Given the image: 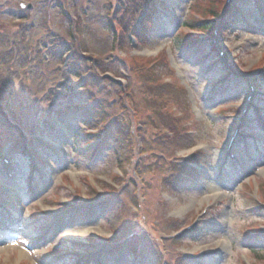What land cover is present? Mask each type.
Returning a JSON list of instances; mask_svg holds the SVG:
<instances>
[{"label": "rangeland", "instance_id": "374dc122", "mask_svg": "<svg viewBox=\"0 0 264 264\" xmlns=\"http://www.w3.org/2000/svg\"><path fill=\"white\" fill-rule=\"evenodd\" d=\"M154 2L0 0V264H264V0Z\"/></svg>", "mask_w": 264, "mask_h": 264}, {"label": "trees", "instance_id": "16d2710c", "mask_svg": "<svg viewBox=\"0 0 264 264\" xmlns=\"http://www.w3.org/2000/svg\"><path fill=\"white\" fill-rule=\"evenodd\" d=\"M154 1L155 0H128V9L125 12L129 15V17L127 19H121L120 28L122 33L130 31V34L133 35L136 43H142L145 41L147 36L146 31L152 30H149L148 28L153 27L154 23H157L161 17L160 15H162L161 10H164V8H159L158 6L156 7ZM248 3L249 2L245 4ZM218 8L219 7L215 8V5L213 4L210 11L213 17H217L219 15V12L217 11ZM136 19H138L137 23ZM212 29V27L204 28L205 31H209V34H211ZM75 50H70V52L67 50L68 55L73 54ZM103 81H105L103 84H112V81L109 79L104 78Z\"/></svg>", "mask_w": 264, "mask_h": 264}, {"label": "bare ground", "instance_id": "6f19581e", "mask_svg": "<svg viewBox=\"0 0 264 264\" xmlns=\"http://www.w3.org/2000/svg\"><path fill=\"white\" fill-rule=\"evenodd\" d=\"M221 196H223V195L222 194H219L218 190L215 188V189H213V195L212 196H207L206 198H204V201H207L208 202L211 199H217L218 197H221ZM90 231L91 232H97L96 230H90ZM227 244H229V241L228 240H220V241H218V243L216 244V246L217 247H223L224 248V246H227ZM201 250L203 251V250H206V249H201ZM19 255H20V258H26V255L22 251L19 253Z\"/></svg>", "mask_w": 264, "mask_h": 264}]
</instances>
